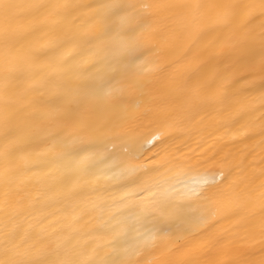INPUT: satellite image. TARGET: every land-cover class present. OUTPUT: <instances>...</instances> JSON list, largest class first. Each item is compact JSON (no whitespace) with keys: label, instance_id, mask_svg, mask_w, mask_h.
<instances>
[{"label":"bare ground","instance_id":"obj_1","mask_svg":"<svg viewBox=\"0 0 264 264\" xmlns=\"http://www.w3.org/2000/svg\"><path fill=\"white\" fill-rule=\"evenodd\" d=\"M16 5L9 13L12 35L19 39L29 56L27 71L15 86L5 91L0 83V202L6 187L11 189L10 207L0 210L20 213V222L28 227L43 221L46 233L64 235L78 228L81 243L87 234L107 217L112 209L101 211L88 201L80 204L86 213L76 224L67 210L53 205L55 185L64 173L62 163L37 167L36 162L70 152L80 141L97 135L95 128L81 132L74 122L50 119L63 106L61 93L80 86H92L104 68L98 64L91 73L73 68L81 59L100 60L108 49L107 41L96 39L105 23L97 15L96 5L103 0H10ZM128 3H181L184 0H126ZM236 4L250 0H231ZM78 4L81 7H56ZM48 5L47 8L29 7ZM170 11L152 10L144 29L138 33L140 43L150 51L146 57L149 70L141 77L151 84L143 96L129 98V119L109 125L100 133L107 141L113 158L109 165L117 180L127 184L134 175L126 170H164L175 159L192 156L201 161L198 170L173 175L170 196L191 205L184 209L189 216L205 210V202L195 197L198 173L231 172L236 191L264 183V65L244 52L253 47V37L261 31V21L241 15L229 27L208 20L194 30H185L172 19ZM134 25L135 20H130ZM5 14L0 10V39L3 38ZM258 49V43L255 44ZM67 62V63H66ZM190 81L202 88L201 106L184 123L181 111L182 85ZM10 116L4 118L5 108ZM56 136L55 143L50 139ZM155 141V146H153ZM151 149V150H149ZM12 153L9 165L8 154ZM196 163V160L193 161ZM6 180L10 183L6 184ZM215 191V189H213ZM136 208L125 211L129 225L135 223ZM241 220L229 212H218L207 224L198 227L176 243L158 248L150 257L162 264L180 261H203L211 253L222 264H254L264 259V236L257 230L261 219L258 202ZM129 246L141 244L130 229Z\"/></svg>","mask_w":264,"mask_h":264},{"label":"snow or ice","instance_id":"obj_2","mask_svg":"<svg viewBox=\"0 0 264 264\" xmlns=\"http://www.w3.org/2000/svg\"><path fill=\"white\" fill-rule=\"evenodd\" d=\"M17 7L10 0H0V10L5 14L3 38L0 39V83L5 91L12 89L28 69L29 56L23 51L22 43L12 35L9 13ZM29 7L47 8L48 5H30ZM56 7L72 9L78 4H64ZM95 8L97 15L104 21V30L96 39L108 42V49L100 60L81 59L73 66L75 70L91 73L102 64L104 72L96 77L92 86H80L62 92L63 106L49 113L50 119H59L76 123L81 132L90 128L97 130V135L87 141H80L70 152L41 159L36 166L49 167L62 163L64 173L55 185L57 198L53 205H61L67 210L66 202L71 203V218L76 224L84 219L86 213L81 209L83 201L93 207L112 209L106 218L87 234L81 243L78 228L64 235L55 232L48 234L43 221L25 227L20 222V213L6 211L0 219V264H162L150 259L161 247L176 243L208 223L218 212H229L241 220L251 219L247 214L258 202L261 219L256 227L264 236V183L258 188H246L236 191L237 185L231 182V172L198 173L195 197L205 202V210L199 215L189 216L184 213L186 205L177 203L171 196L169 177L191 173L198 170L201 161L195 157L183 160L175 159L164 166V170L141 171L139 167L126 170V175H134L130 188L127 184H113L117 177L109 165L113 155L107 147L108 141L100 134L104 128L129 119V98L133 94L143 96L151 82L142 79L149 70L146 57L153 49L145 48L138 38L152 10L170 11L185 30H194L198 25L214 20L229 27L239 16L261 21L258 37H253V47L244 52L248 58H258L264 65V0H250L236 4L231 0H184L181 3H128L126 0H103L96 5H83ZM130 20H135L134 25ZM258 43L259 48L255 47ZM67 63V62H66ZM202 88L193 87L190 81L182 85L181 111L187 122L191 114L201 106ZM4 118L10 116L6 106ZM55 143L57 137L50 138ZM264 143V142H262ZM155 146V141H153ZM151 150V149H149ZM12 153L8 154L9 165ZM196 160V163L193 161ZM264 174V173H262ZM10 181L6 180V184ZM215 189V191H213ZM11 189L2 193L0 210L10 207ZM136 208L135 223L129 225L125 211ZM137 233L141 244L131 247L127 237L129 230ZM171 264V262H169ZM175 264H222L211 253L203 261H180ZM254 264H264L261 259Z\"/></svg>","mask_w":264,"mask_h":264}]
</instances>
